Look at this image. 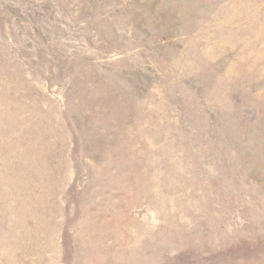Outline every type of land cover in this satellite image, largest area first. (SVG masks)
I'll use <instances>...</instances> for the list:
<instances>
[{"label": "rangeland", "instance_id": "1", "mask_svg": "<svg viewBox=\"0 0 264 264\" xmlns=\"http://www.w3.org/2000/svg\"><path fill=\"white\" fill-rule=\"evenodd\" d=\"M0 264H264V0H0Z\"/></svg>", "mask_w": 264, "mask_h": 264}]
</instances>
